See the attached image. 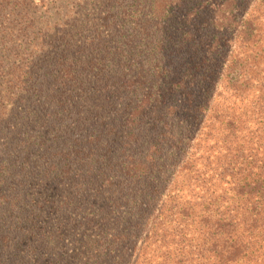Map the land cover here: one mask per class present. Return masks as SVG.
Returning a JSON list of instances; mask_svg holds the SVG:
<instances>
[{"label":"trees","instance_id":"obj_1","mask_svg":"<svg viewBox=\"0 0 264 264\" xmlns=\"http://www.w3.org/2000/svg\"><path fill=\"white\" fill-rule=\"evenodd\" d=\"M85 2L78 41L60 29L0 61V231L31 222L44 189L76 205L109 187L113 162L105 252L264 264V0ZM184 112L210 120L205 139L181 131Z\"/></svg>","mask_w":264,"mask_h":264},{"label":"rangeland","instance_id":"obj_2","mask_svg":"<svg viewBox=\"0 0 264 264\" xmlns=\"http://www.w3.org/2000/svg\"><path fill=\"white\" fill-rule=\"evenodd\" d=\"M85 1L87 0H0V36L10 33V38L14 41L7 45L8 39L0 38L2 64L11 68L20 64L21 60L25 63L35 51L39 53L37 48L41 46H34H38L40 39L46 50L50 46L49 40L53 38L50 36L60 29L63 31L61 36L69 37V41L74 36L73 40L78 41L82 32L76 23L85 19L83 14L88 12L85 9L90 6L81 8V5L86 6ZM6 74L9 71L5 72V77L0 78V92L3 90L1 83L7 80ZM177 119L184 125L181 131L189 138L195 132H200L201 139H205L204 133L208 131L205 126L209 128L210 121L205 116L199 129L198 118L187 112ZM112 163L105 167L112 184L109 187L104 185L99 193L96 192L97 184L89 190L90 194L79 195L76 205H68L66 191L61 194L52 186L53 189H44L45 195L40 207L35 208L33 214H37V218L32 216L31 222H24L21 230L7 229L8 221H5L0 231V264H150L148 262L154 259L155 254L149 248L144 252H137L131 250L129 245L127 251L117 258L116 251L105 252L100 245V226L94 223V218L103 216L105 207L117 197L115 194L121 186L120 182L124 180L122 169L119 170L120 167ZM178 177L179 174L177 181ZM177 183L185 188L183 180ZM120 208L122 209L121 206Z\"/></svg>","mask_w":264,"mask_h":264}]
</instances>
